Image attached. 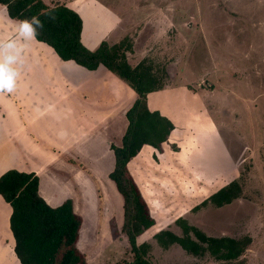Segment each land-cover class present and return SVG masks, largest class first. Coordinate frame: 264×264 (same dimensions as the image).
Masks as SVG:
<instances>
[{
  "label": "rangeland",
  "instance_id": "1",
  "mask_svg": "<svg viewBox=\"0 0 264 264\" xmlns=\"http://www.w3.org/2000/svg\"><path fill=\"white\" fill-rule=\"evenodd\" d=\"M88 1L82 9L93 15L80 13L85 45L94 50L103 40L129 38L130 65L145 62L158 77L163 70L167 74L161 78L163 88L148 94L152 107L165 103L184 128L206 132L212 120L224 144L218 154L208 147L207 137L201 140L198 133L195 139L189 130L190 149L182 150L183 133L176 130L157 149L159 156L144 145L142 157L129 161L128 170L156 220L138 243L152 244L154 264H264V0H105L111 5L103 7L97 5L103 1ZM112 1L119 14L132 17H123L117 26L115 17L112 25L105 15ZM100 15L108 18L106 24ZM18 22L0 7V41L16 37ZM103 29L104 38L98 34ZM23 87L28 92H21ZM16 96L26 101L23 107L10 106ZM137 97L115 73L64 61L37 40L25 51L16 90L0 93V110L6 113L0 117L6 127L7 144L0 147L5 164L36 173L40 194L52 204L72 199L83 218L78 247L87 264H134L122 230L124 199L109 174L115 166L112 146L121 145L127 111ZM201 104L205 115L194 120ZM95 147L99 157L104 152L97 163L87 153ZM225 151L231 152L234 175L212 177L224 171L217 168L224 161L217 159ZM96 164L95 173L91 167ZM236 179L243 190L232 203L202 204L224 182ZM5 208L10 206L0 196V210ZM181 217L185 221L176 223ZM184 224L211 236H250L252 244L238 260L222 263L208 252L195 256L178 244L165 248L154 237L166 229L183 236ZM7 246L12 248L10 240ZM0 264H18V259L12 251H1Z\"/></svg>",
  "mask_w": 264,
  "mask_h": 264
},
{
  "label": "trees",
  "instance_id": "2",
  "mask_svg": "<svg viewBox=\"0 0 264 264\" xmlns=\"http://www.w3.org/2000/svg\"><path fill=\"white\" fill-rule=\"evenodd\" d=\"M11 19L22 20L39 16L44 28L36 39L51 47L64 61H71L88 70L100 67L115 73L137 93L127 111L128 125L121 145H113L115 166L109 177L124 199L123 232L127 235L134 254V264H154L148 241L138 243V237L151 228L156 220L128 170V163L150 144L160 148L168 140L175 124L172 120L152 111L147 97L163 88L161 77L151 66L141 62L135 67L127 60L128 44L124 37L116 43L103 40L92 50L82 40L83 19L65 2L55 0H0ZM56 17L49 19L48 12ZM158 72H160L158 70ZM40 178L34 172L9 169L0 176V195L12 207L10 228L15 239V253L21 264H87L85 254L78 247L82 216L74 210L72 199L59 207L48 204L39 192ZM243 185L236 179L209 196L203 205L217 207L230 204L241 196ZM200 206V205H199ZM199 207H196L198 209ZM185 221L179 218L176 223ZM184 235L170 229L161 230L155 238L165 248L181 245L188 253L203 257L210 253L217 260L233 261L241 258L252 244L250 236H211L193 225L184 224ZM192 233L197 239L192 237Z\"/></svg>",
  "mask_w": 264,
  "mask_h": 264
},
{
  "label": "crops",
  "instance_id": "3",
  "mask_svg": "<svg viewBox=\"0 0 264 264\" xmlns=\"http://www.w3.org/2000/svg\"><path fill=\"white\" fill-rule=\"evenodd\" d=\"M47 1V3L48 4H52V2L53 1H55V0H46ZM62 2H65L70 8H72V9H74L75 11H77L79 14L80 13H82L83 14V16L84 15H87V16H89V15H93V13L91 12V13H88V9L87 8H83L82 9V4L84 3V4H87L89 1L88 0H61ZM99 1H103L105 4H100L99 2H97V5H102L101 7H103L104 5H111V2L109 1V2H107V1H105V0H99ZM109 3V4H108ZM112 3H113V5H112V8L110 9L111 10V12L109 13V11H107V13L105 14L107 17H110L111 19H112V25H113V23H114V19H115V17L118 19L117 21H116V23H115V25L117 26L121 21H123L122 20V18L123 17H127V19L129 18V17H132V15H127V16H125V15H121V14H119V12H118V10H117V5L115 4V2L114 1H112ZM1 7V6H0ZM96 7V9H98V7L97 6H95ZM139 7H141V6H139ZM105 9H109V8H105ZM135 9L136 8H133L132 10H131V12H137V11H135ZM142 9H140V11H141ZM97 11V10H96ZM128 11V10H127ZM81 15V14H80ZM82 17V16H81ZM86 17V16H85ZM114 18V19H113ZM82 19H83V17H82ZM100 19L102 20V22H104V24H106L107 23V19L108 18H106V17H103L102 15H100ZM110 19V20H111ZM83 24L85 25V23H84V20H83ZM97 25H100V24H98L97 23ZM100 28H102V26H100ZM97 30V29H96ZM83 31H84V26H83ZM104 29H103V31L101 32V31H99V35L101 36V37H103L104 36ZM104 38V37H103ZM82 40H83V32H82ZM122 40V39H121ZM118 40H116V41H114L115 43L117 42ZM97 42H98V39H97ZM119 42V41H118ZM84 43V42H83ZM85 44V43H84ZM47 46V45H46ZM49 47V46H48ZM51 48V47H50ZM52 49V48H51ZM53 50V49H52ZM54 51V50H53ZM55 52V51H54ZM56 53V52H55ZM58 56V55H57ZM21 92H28V87H23L21 90H20ZM156 92V91H155ZM160 93H162V91L160 92ZM152 94L150 93L149 94V96H151ZM153 96V95H152ZM155 96V95H154ZM197 96V95H196ZM14 100V101H13ZM13 100L10 102V106H16V107H19V108H21V107H23V105H25V102L26 101H24V99L21 97V96H16L15 98H13ZM148 104H149V108L152 110V111H154V110H158V111H160L161 112V114L162 115H164V116H166V117H168V118H170L171 120H172V122L175 124V128L172 130V132H171V135H170V137L172 136V134H174V132L177 130V131H181L182 133H183V142H185L182 146H183V148H182V150L184 149V147H186L187 145H188V150L190 149V147H189V142H188V138H189V130H191V133L192 132H194L195 133V139H197L196 138V135L198 134V133H202V136L200 137V139L202 140V139H204V138H208V140H209V148H214L215 147V150L217 151V153L218 154H221L220 152H219V148H218V146H220V145H224L223 144V142H222V140H221V138H222V136H221V132H220V130H219V126H215V124H214V122L212 121V120H210L209 121V124H211V127H208V130L206 131V132H203V131H201L200 129H195V128H187V127H185L184 128V125L183 124H177L178 122L177 121H179L181 118L178 116V115H175V114H171V112L169 111V109H167V106H166V104L165 103H163V104H161V105H155L154 107H152L153 106V104H155L154 102H153V104H152V102H151V99H149L148 100ZM18 111H19V109H18ZM205 108L203 107V105L201 104L200 105V107H199V109H198V111L195 113L196 115H194L193 117H194V120H195V118H196V120H198V121H200V118L202 117V115H205ZM2 112H4V111H2V110H0V114H2ZM18 113H20V111L18 112ZM6 115V113H3L0 117H4ZM176 119V120H175ZM30 121H31V119H30ZM29 121V122H30ZM1 122V121H0ZM183 125V126H182ZM37 126H39V125H37ZM4 131H6V127H4L1 123H0V147L2 146V145H6L7 143H6V137H5V133H4ZM95 133L97 134V133H99V131L96 129V131H95ZM212 138H214V140H212ZM168 141V140H167ZM166 141V142H167ZM166 142H164V143H166ZM193 145V144H192ZM196 145L197 146H199V143H198V141H197V143H196ZM146 147H148V148H150L151 150H156V154L158 155L159 154V152H161V151H158L159 149L161 150V147H162V144H161V146H160V148H155V147H153L152 145H150V144H145V148ZM224 148H225V146H224ZM158 149V150H157ZM200 150H202V149H198V151H200ZM103 151V150H102ZM86 152V151H85ZM99 152V148H97V147H95L94 149L92 148L91 150H89V152H87L88 154L90 153L91 155H90V159H92L93 160V162L94 163H97V162H100V161H102V159H103V154H104V152H102L101 153V155H100V157H99V155H97V153ZM2 151H1V149H0V176L3 174V173H5L7 170H9V169H15V168H11V167H9V165H6L5 164V157L7 156V155H3L2 156ZM93 155H94V158H93ZM138 156H140V157H142L141 155H140V152L135 156V158H133V159H136ZM159 156V155H158ZM218 161L219 160H221V161H224L223 163L225 164L223 167H222V169H220L221 167L219 166V167H217L219 170H224L222 173H220L218 176H216V175H213L212 177H221V178H226V177H232L233 175H234V173H233V171H234V168H232V155H231V152H224L223 154H222V158H219V159H217ZM235 163H236V160H235ZM98 165L96 164V165H93L91 168H93V169H91L92 170V172L95 170V173H96V171H98L99 169H98ZM19 169V168H18ZM198 172H201V173H203V175H207V174H205L204 172H211L212 174H213V170H212V168H209V169H207L206 168V170L203 172V171H201V170H198ZM94 173V174H95ZM200 173V174H201ZM199 174V173H198ZM199 174V175H200ZM96 175V174H95ZM222 183V182H221ZM225 184V182L223 183V186H225L224 185ZM229 184V183H228ZM91 185H93V184H91ZM227 185V184H226ZM222 186V185H221ZM1 196V195H0ZM44 197V196H43ZM45 199H46V201L48 202V204L49 205H51V206H53V207H59V206H61L65 201H67L68 199H71V198H68V199H65L63 202H61L60 204H52V200H51V198H48V196H46L45 195V197H44ZM8 204V203H7ZM9 205V204H8ZM10 206V205H9ZM74 210H75V207H74ZM76 212V211H75ZM0 230H2L1 232L3 233L2 235H0V252L1 251H3V252H9V251H12V255H14L17 259H18V257H17V255H16V253H15V239H14V236H13V233H12V230H11V228H10V217H11V214H12V208H11V206H10V209H7V208H5V210L2 212V210H0ZM77 213V212H76ZM78 214V213H77ZM80 215V214H79ZM83 219V218H82ZM83 224V223H82ZM82 227V226H81ZM5 234V235H4ZM80 234H81V229H80ZM4 235V237L5 238H2V236ZM11 241V246H12V248L10 249V247H8L7 246V244H8V241ZM79 240H80V235H79V239H78V244H79ZM10 249V250H9ZM11 253V252H10ZM18 264H21L20 263V261H19V259H18Z\"/></svg>",
  "mask_w": 264,
  "mask_h": 264
},
{
  "label": "clouds",
  "instance_id": "4",
  "mask_svg": "<svg viewBox=\"0 0 264 264\" xmlns=\"http://www.w3.org/2000/svg\"><path fill=\"white\" fill-rule=\"evenodd\" d=\"M47 15L51 20L56 19L51 11ZM43 28L44 24L39 16L26 17L18 22L14 39L0 41V93H12L16 90L28 44L38 38Z\"/></svg>",
  "mask_w": 264,
  "mask_h": 264
}]
</instances>
